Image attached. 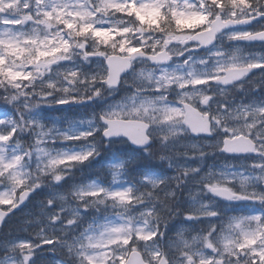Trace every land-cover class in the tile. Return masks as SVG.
<instances>
[{"label":"snow or ice","instance_id":"6c2138e0","mask_svg":"<svg viewBox=\"0 0 264 264\" xmlns=\"http://www.w3.org/2000/svg\"><path fill=\"white\" fill-rule=\"evenodd\" d=\"M0 264H264V0H0Z\"/></svg>","mask_w":264,"mask_h":264}]
</instances>
